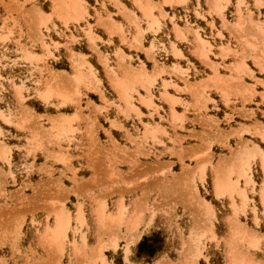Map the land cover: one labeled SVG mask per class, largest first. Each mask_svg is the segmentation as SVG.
Segmentation results:
<instances>
[{"label":"rangeland","instance_id":"rangeland-1","mask_svg":"<svg viewBox=\"0 0 264 264\" xmlns=\"http://www.w3.org/2000/svg\"><path fill=\"white\" fill-rule=\"evenodd\" d=\"M0 264H264V0H0Z\"/></svg>","mask_w":264,"mask_h":264},{"label":"trees","instance_id":"trees-1","mask_svg":"<svg viewBox=\"0 0 264 264\" xmlns=\"http://www.w3.org/2000/svg\"><path fill=\"white\" fill-rule=\"evenodd\" d=\"M147 252L148 254H151L154 252V248L151 245H146L144 241H141L139 243V252Z\"/></svg>","mask_w":264,"mask_h":264},{"label":"bare ground","instance_id":"bare-ground-1","mask_svg":"<svg viewBox=\"0 0 264 264\" xmlns=\"http://www.w3.org/2000/svg\"><path fill=\"white\" fill-rule=\"evenodd\" d=\"M91 78V77H90ZM155 210V209H154ZM115 221V220H114ZM113 222V221H112ZM107 224V223H106ZM113 227V226H112Z\"/></svg>","mask_w":264,"mask_h":264}]
</instances>
